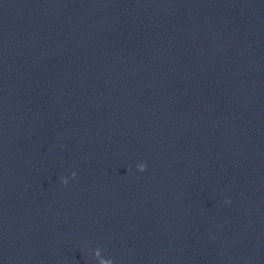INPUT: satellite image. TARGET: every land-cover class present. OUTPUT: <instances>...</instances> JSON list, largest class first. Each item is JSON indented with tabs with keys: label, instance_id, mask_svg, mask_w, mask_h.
Here are the masks:
<instances>
[{
	"label": "clouds",
	"instance_id": "9594fccd",
	"mask_svg": "<svg viewBox=\"0 0 264 264\" xmlns=\"http://www.w3.org/2000/svg\"><path fill=\"white\" fill-rule=\"evenodd\" d=\"M145 165L144 164H142L141 166H140V168L138 169V171H141V172H143L144 170H145ZM72 177L74 178L75 177V173H72ZM61 182L64 184V185H67V183H68V180L66 179V178H61Z\"/></svg>",
	"mask_w": 264,
	"mask_h": 264
}]
</instances>
